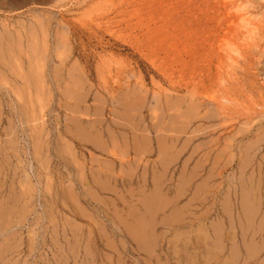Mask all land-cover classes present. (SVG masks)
Listing matches in <instances>:
<instances>
[{
    "label": "rangeland",
    "instance_id": "1",
    "mask_svg": "<svg viewBox=\"0 0 264 264\" xmlns=\"http://www.w3.org/2000/svg\"><path fill=\"white\" fill-rule=\"evenodd\" d=\"M0 264H264V0H0Z\"/></svg>",
    "mask_w": 264,
    "mask_h": 264
},
{
    "label": "bare ground",
    "instance_id": "2",
    "mask_svg": "<svg viewBox=\"0 0 264 264\" xmlns=\"http://www.w3.org/2000/svg\"><path fill=\"white\" fill-rule=\"evenodd\" d=\"M245 20V19H244ZM234 22V21H233ZM239 33V32H238ZM236 35V34H235ZM8 36V35H7ZM221 42V41H220ZM3 43V42H2ZM231 45V44H230ZM216 46V45H215ZM231 47V46H230ZM7 53V52H6ZM232 63V62H231ZM227 67V66H226ZM220 69V68H219ZM136 92V91H135ZM141 99V98H140ZM196 100V99H195ZM216 100H218V99H216ZM79 101V100H78ZM83 101V100H82ZM105 101V100H104ZM124 101V100H123ZM130 101V100H129ZM135 101H136V99H135ZM177 101V100H176ZM222 101V100H221ZM181 102V101H180ZM202 102H203V100H202ZM209 104V103H208ZM178 105V104H177ZM171 109V108H170ZM229 110V109H228ZM205 117V116H204ZM212 117V116H211ZM120 125V124H119ZM227 125V124H226ZM251 125H253V124H251ZM176 127V126H175ZM249 128V127H248ZM182 129H184V128H182ZM145 131V130H144ZM167 132V131H166ZM263 135V134H262ZM260 138V137H259ZM101 140V139H100ZM184 140V139H183ZM161 143V142H160ZM172 143V142H171ZM253 143V142H252ZM251 143V144H252ZM105 144H106V142H105ZM197 146V145H196ZM249 146V145H248ZM253 147V146H252ZM225 148V147H224ZM231 148H233V147H231ZM147 150H149V149H147ZM138 151H139V149H138ZM180 151V150H179ZM164 155V154H163ZM252 155V154H251ZM248 156V155H247ZM249 159V158H248ZM246 162V161H245ZM202 163V162H201ZM197 164V163H196ZM259 164V163H258ZM108 168V167H107ZM260 169V168H259ZM158 175H160V174H158ZM250 189V188H249ZM253 205V204H252ZM132 209V208H131ZM247 210V209H246ZM253 211V210H252ZM141 218H143V217H141ZM149 225V224H148ZM146 226V225H145ZM136 227V226H135ZM137 230V229H136ZM140 235V234H139Z\"/></svg>",
    "mask_w": 264,
    "mask_h": 264
}]
</instances>
